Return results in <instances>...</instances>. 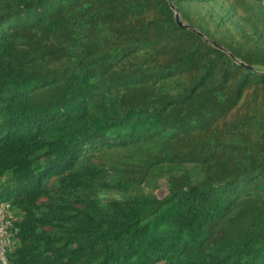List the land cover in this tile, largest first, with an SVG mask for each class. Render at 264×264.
<instances>
[{"label":"trees","instance_id":"16d2710c","mask_svg":"<svg viewBox=\"0 0 264 264\" xmlns=\"http://www.w3.org/2000/svg\"><path fill=\"white\" fill-rule=\"evenodd\" d=\"M3 202L8 264H264L263 0H0Z\"/></svg>","mask_w":264,"mask_h":264},{"label":"built area","instance_id":"2783aa9c","mask_svg":"<svg viewBox=\"0 0 264 264\" xmlns=\"http://www.w3.org/2000/svg\"><path fill=\"white\" fill-rule=\"evenodd\" d=\"M18 220L15 211L8 202L0 204V263L8 264V254L15 247V222Z\"/></svg>","mask_w":264,"mask_h":264},{"label":"rangeland","instance_id":"374dc122","mask_svg":"<svg viewBox=\"0 0 264 264\" xmlns=\"http://www.w3.org/2000/svg\"><path fill=\"white\" fill-rule=\"evenodd\" d=\"M158 194L159 196H163L165 194V185L163 186L162 190L158 192ZM97 197L100 202L107 203V202L114 201L117 199L127 198V195L123 193H119V192L100 191Z\"/></svg>","mask_w":264,"mask_h":264},{"label":"water","instance_id":"95a60500","mask_svg":"<svg viewBox=\"0 0 264 264\" xmlns=\"http://www.w3.org/2000/svg\"><path fill=\"white\" fill-rule=\"evenodd\" d=\"M176 21H177V23H178L179 25H182V24H181V21H180V18H179V14H178V12H176Z\"/></svg>","mask_w":264,"mask_h":264}]
</instances>
